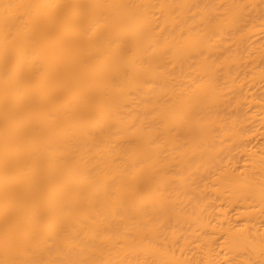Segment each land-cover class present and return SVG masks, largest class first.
<instances>
[{"label": "bare ground", "instance_id": "obj_1", "mask_svg": "<svg viewBox=\"0 0 264 264\" xmlns=\"http://www.w3.org/2000/svg\"><path fill=\"white\" fill-rule=\"evenodd\" d=\"M0 264H264V0H0Z\"/></svg>", "mask_w": 264, "mask_h": 264}]
</instances>
